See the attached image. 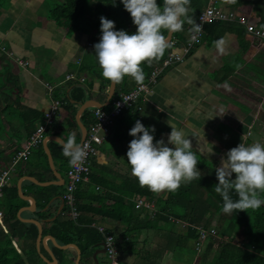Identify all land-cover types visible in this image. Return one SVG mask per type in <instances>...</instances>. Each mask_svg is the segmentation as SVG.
Segmentation results:
<instances>
[{"label": "crops", "instance_id": "0c3cea01", "mask_svg": "<svg viewBox=\"0 0 264 264\" xmlns=\"http://www.w3.org/2000/svg\"><path fill=\"white\" fill-rule=\"evenodd\" d=\"M16 1L13 0L12 9L15 8L20 12L14 13V10L10 9V13L12 15H17L18 17L23 6L21 4H16ZM253 1L261 5L263 3V0ZM43 2H45V0ZM209 4L210 0H190L188 5V16L196 22L199 13L203 11ZM214 4L224 10H234L239 14H243L247 16L253 25L258 28H264V18H262L260 13L254 9L251 0H214ZM37 6L38 5H36V7ZM28 12L31 13L30 18H32L34 14L36 15L40 12V10H35L36 13H33L32 11ZM43 13L46 16V12ZM8 17H10V14H2L0 17V25ZM45 20L47 22L53 23L51 25L52 28L60 35V39L55 45L56 50L52 51V53H54L53 57L55 59L58 57L62 58V67L60 68V72L56 63L53 68H50L49 65H45L43 63H37L34 65L33 56L31 54L34 51L33 47L34 45L38 47L40 43L45 40V38H42L39 42L35 43L34 37L31 35L29 36V39L23 40V33L21 38H14L13 34L10 35L9 38L13 46L12 50L16 51V56L27 60L30 63L29 66L25 68L19 67L7 59L9 63L14 65V68L8 67L6 65L8 63L2 61L5 64H1L0 73H3L4 68L9 70L7 71L8 76L10 75L9 78L13 83L16 82V85H19L20 89H22V96L24 97L22 102H29V104L33 105V107L37 109V111H39L42 115L47 112H51L50 108L54 100L53 94H49L48 89L44 85L45 83H50L53 87H55V91H66L68 94H71L72 84H77L76 86L81 85L86 88L89 93L93 92V94L100 95V98L104 99L98 100L92 97H86L83 101L84 103L88 100H94L103 104L106 103L111 83L109 85L107 80L103 78L100 73L95 71L100 70L98 64L95 61L93 48V45L99 41L97 38L100 39L99 33L95 30L90 31L88 34L77 32L69 38H64V31L63 33H60L54 22L48 19ZM193 30V25L185 22L182 26L179 37L174 38L173 34L172 40L175 42L178 40L179 47L181 44L186 42ZM92 32H96L98 36ZM5 37L7 36L0 35V38ZM220 39H223L224 41L222 46L223 51H220L215 44V42ZM26 43L28 44L25 45ZM90 43L91 46L89 45ZM57 53H59V55ZM68 74H75L77 76V80L70 82L65 81ZM82 77L85 79L83 83L80 82ZM123 80L124 78L121 80L123 85L117 83V89H119L118 91L122 89L123 91L125 89H132L138 84V82L131 77V85L128 83V81H126L124 86ZM142 82H144V79ZM224 82H227L230 87H223L222 85ZM112 101L113 100H111V102ZM139 105L142 107L141 111L134 110L131 113L129 112L116 122L111 133V135H113L111 140H108L111 135L107 139V141H109V145L106 146V141L104 146L100 148L99 155L93 160L91 164V167L93 166L91 170L94 174H102L101 171H105L106 168L111 173L115 172L117 174V167L119 166V169H122L124 166L123 162L119 161L118 159L120 158L121 153L124 151L123 149H125V152L128 149L129 142L132 139V137L128 135L131 128L130 124L135 123L133 119H130L129 114H133V116L137 115L138 120L145 122L146 126L151 125L155 127L156 131L154 134V142L157 137L159 139H167L168 134L171 131L169 124L175 126L178 129H183L186 135H190L188 137L190 141L197 142L201 138H203L204 141H207V139L204 138V134L216 135L218 136V141H220L221 138L220 134L215 132L216 130L213 131V133H209L205 128H202L203 120L207 121L208 123H206L209 126L215 124H223L222 126L224 127L230 126H225L226 123L221 122L222 119H225L230 123L238 122L243 126L245 120L252 119V111L255 109L254 111L258 112L257 120L261 119L264 121V45L255 42L253 38L236 23H220L219 25L213 27L211 26L209 29H207V35L205 37L204 43L198 49L187 55L183 62L177 63L166 69L164 74L159 79L157 85L153 87L151 95L148 96L144 101H141ZM110 106L112 105L110 104ZM62 107L59 109V114H57L58 117H56V115L54 119H57L58 122L63 124L67 123V119H69L70 123L68 124L70 126L68 132L60 135L50 136H58L63 140H66L69 134H73L75 136L76 142L80 143L82 140L83 129L76 121V114L79 109V105L75 106L76 108L74 107L76 125L71 123L72 120L70 119L68 111ZM242 110H248L250 112L246 113ZM210 112H216L218 115L207 120L208 115L206 113ZM247 123H250L251 125L254 124L252 123V120ZM82 124L85 126L83 122ZM246 125L249 124H245L244 127ZM64 127L67 129L68 125H65ZM86 128H88V126ZM232 132L233 130L230 132H227V130H221L223 135L226 133L228 136ZM195 135H199V137H197L199 140H196L197 138H193ZM0 140L2 139L0 138ZM0 142L2 143L1 146L3 148H11L14 147V144L15 146L18 144L16 140L12 143L11 138L7 134H4V139ZM25 142H27V139H22L19 142V146L21 148L24 147L26 144ZM51 142L55 141H50L48 146ZM36 152L38 153V149ZM37 153H35V155ZM109 156L115 159L113 164L107 163L106 159ZM38 159L39 154L36 156V159L34 158L33 163L37 166H33L32 164H23L19 170L14 171L10 182L14 183L15 180H17V189L18 183L21 182L22 195L26 196V199L22 198L18 191L20 198L25 202V204L20 208V210H22L21 218L28 222L32 220L38 222V225L31 222L28 224H33L37 227V238L40 232L39 229L42 230L44 245L41 244V247L47 254L52 252L58 260V264H61L65 251L61 250L56 245L64 246L65 244H62L60 241L62 236H55L52 234L51 228L56 220L61 218V222L64 221L65 216L62 213L67 210L65 202L62 209L61 201H53V199L58 195L62 196L64 199V195L59 193V189L62 186L40 187L34 183V180L41 183H49L51 181L63 183V181L56 180L51 167L50 170H47L42 165H39ZM54 165L60 174L61 172H64V177L66 180L67 171L62 168L60 163L54 161ZM128 172L129 171H126L125 173L131 174ZM20 173L23 174L19 176ZM10 182L8 181L9 185L12 184ZM84 186H87L88 188L89 185ZM119 186L121 187L120 183H116V185H111V188L105 187L104 189L105 191H109L110 195L117 196L116 194L119 190ZM101 187L96 185V190H101ZM31 198L35 199V203H33ZM125 199L127 201L134 202L136 204V209L147 210L144 207H139V201H143V197L134 194L131 198L125 197ZM111 202L113 205L114 202L112 200H108V203ZM82 203H85V201L83 200ZM28 207H31V209L28 210ZM45 213H48L47 216ZM0 216L2 217L1 212ZM92 217L94 216L92 215ZM95 218H97V222H99L101 226L105 227L106 229H114V227L117 225L114 222L104 221L98 216ZM119 228L123 229V227L119 225H117V227L114 229L115 238L116 235L121 237V233L123 231ZM51 236L55 238L57 244H53L52 241H49ZM71 244L79 246V244L75 242ZM96 245L88 248L86 251L82 250V261L88 260L90 264H94L92 261L93 254L98 253V262L99 264H102L101 257H106V253L104 254L103 252H99L102 250V247H98ZM76 251L77 250L74 248L66 250V252H70L69 255L72 256L74 261L78 257V252Z\"/></svg>", "mask_w": 264, "mask_h": 264}, {"label": "trees", "instance_id": "16d2710c", "mask_svg": "<svg viewBox=\"0 0 264 264\" xmlns=\"http://www.w3.org/2000/svg\"><path fill=\"white\" fill-rule=\"evenodd\" d=\"M251 1L254 9L264 18V0L262 5L253 0ZM12 5L13 0H8L7 5L4 4V0H0V17L3 10L9 9ZM48 5L46 10L48 20L54 22L58 29L66 31L67 37H71L77 32L88 34L93 30L97 31L101 36V16L114 21L116 30L123 29L128 33L136 31V26L132 23L130 14L124 9L120 0H115L114 3L113 0H95V2H92V0H55L53 5L48 1ZM197 20L198 18L196 23ZM220 23L222 22L216 21L206 25V34L209 27ZM162 32L167 38V30H162ZM180 33L181 30L176 31L174 38L179 37ZM97 39L99 40V38ZM177 43L179 45L178 40ZM1 47L0 45L1 54L8 55L7 53H10V49L6 45L4 46L6 47L4 52H2L3 49ZM171 50L169 45L163 55L152 59L153 62L151 60V62H143L141 64L143 73H145L144 81H146L154 67L163 62ZM194 50L196 49L192 51ZM5 59V62H7L8 57ZM7 71L9 70L4 68L3 73H0V135L7 134L11 138L12 143L16 140L18 144L17 146L14 144V147L11 148H3L0 142V177L3 174L2 172H10L9 177H7V181L9 180L10 182L13 172L19 170L23 164L37 166L33 164V157L37 153V149L38 153L35 156L39 154V165H42L47 170H50V166L43 145H40L37 149H32L26 160H20L16 164L13 163L17 154L25 148L19 146L21 139L18 135L23 134V139L30 140L32 134L36 131L37 124L43 122L45 114L42 115L39 111L24 106L22 89H20L19 85H16V82H12ZM123 81L125 86V77ZM107 82L110 85L111 82L108 80ZM117 83L123 85L122 81ZM76 85L72 84L71 94L66 91H55L53 94L54 99L62 101V108L68 111L72 120L71 123L75 125V106L84 103L83 101L85 100L84 87ZM132 89H125L124 91L123 89L120 91L117 89L116 95L119 96L121 91L129 92ZM129 116L134 121L138 120L137 115L129 114ZM12 119L20 123L19 130H17V124H11ZM82 122L86 127L94 122L92 111L86 110L83 113ZM68 123H70L69 119H67L65 124L58 122L56 119L49 125L45 134H64L68 132L70 126ZM142 123L146 126L145 122ZM65 125H68L67 129L64 127ZM130 125V127H133L134 123ZM49 148L54 161L60 163L62 168L68 171L71 166L68 164V158L62 154V146L51 142ZM197 164L200 165L199 168L202 170L206 168L200 161H197ZM205 172L206 175L199 174V178L180 184V187L175 191H167L166 197L157 196L155 192L150 191L147 187H141L134 176H129L127 178L128 184L119 186L117 196H112L109 191L101 192V190H96V185L111 188L110 186L113 183L110 178L117 174L115 172L111 173L107 168L105 171H101L102 174H94L92 172L90 183L81 184L80 189L76 193L77 208L82 215L76 221L69 220L66 217H64L63 222H61V218L56 220L51 228L52 234L62 236L60 241L65 245L74 243L76 240L82 250L86 251L104 240L98 230L92 227L93 223L97 222L95 217L98 216L104 221L114 222L123 227V229L120 228L123 231L121 237L116 235L118 250H122L124 246L120 240L122 237L128 240V238L134 237L142 231L156 229L167 231L168 242L169 240L172 241L171 235H176L173 246L174 257L182 262L186 260V256H190L192 259H197V264H264V203L257 209L233 210L230 214L231 217L221 219L223 201L221 196L214 190L217 183L215 181V171L205 170ZM128 173H131V170ZM22 174L20 173L19 176ZM84 185L89 186L87 188ZM92 185H95L93 191L90 190ZM182 185H186V187L181 188ZM134 194L154 202L157 212L151 215L148 210L136 209L134 202L125 199V197L131 198ZM229 194L234 200L237 198L234 190H230ZM259 195L264 200V192L259 193ZM21 200L18 194L17 180L0 188V212L2 213L3 224L7 229V232H5L0 224V264H16L17 259H21L27 249L31 250L35 256L42 258L36 250L37 227L33 224L24 223L17 217L20 208L25 204ZM83 200L85 203H82ZM106 200L114 202L112 207L105 203ZM45 214L47 216L48 213ZM216 216L219 217L218 221L220 223L218 228L219 238H229L225 242H219L220 251L217 257H215L214 246L217 243L216 239L218 236L216 237V229L211 227ZM173 218L175 221H172ZM177 224H183L181 231L176 229L175 226ZM114 229L109 228L108 233L114 236ZM15 242L21 245V252L14 247L13 244ZM200 244L204 245L202 253L198 251L197 247ZM41 252L50 259L44 249Z\"/></svg>", "mask_w": 264, "mask_h": 264}, {"label": "clouds", "instance_id": "9594fccd", "mask_svg": "<svg viewBox=\"0 0 264 264\" xmlns=\"http://www.w3.org/2000/svg\"><path fill=\"white\" fill-rule=\"evenodd\" d=\"M92 2H95V0H92ZM114 2L115 0H113V3ZM189 2L190 0H163L161 4L158 3V0H120L124 9L130 14L132 23L136 26V31L134 33H128L123 29L116 30L114 21L104 16L100 17L101 36L99 41L93 45V48L95 61L100 68L101 76L113 84L120 82L125 76H130L137 82L146 83L149 75L146 81L142 82L144 73L141 64L143 62H151L152 59L163 55L165 49L170 45L171 41H173L171 40L169 43L162 30H167L169 33L180 31L185 22L193 25L195 31L200 30L201 25L197 24L188 16ZM206 35L205 33L204 40ZM215 44L220 51H223V39L216 41ZM1 46V49H3L2 52H4L6 47H4L5 45ZM170 47L172 48L171 51L175 50L171 45ZM179 47L177 46V49ZM15 52L16 51L10 49V53H7L8 55L3 54L2 56L5 58L8 57V60H11L13 64L22 67L16 64L15 59L21 58L17 57ZM10 54L13 56H9ZM21 60L27 61L24 59ZM163 62L160 65H156L154 69L160 67ZM29 64L28 62L27 66H29ZM169 67L164 69L161 76ZM67 76L65 81L70 82L77 80L76 75V79L73 80H67ZM44 85L48 89L50 95L54 94L55 87L50 83H45ZM222 86L225 88L230 87L227 82H224ZM55 101H59L61 104L57 110L53 112L52 106ZM61 107L62 101L54 99L50 108L51 112L45 113L43 122L40 124L38 123L36 126L37 129L42 126L45 130L42 133L41 142L38 143L37 146L32 147V149L39 148L40 145H43L45 138L50 136L45 133L49 125L55 120L54 118L56 114L59 113ZM108 107H110V105L104 108ZM117 107H119V105H117ZM94 109L95 108H92V114ZM50 113H52V117L51 121L48 122L47 115ZM206 114L208 115L207 120L218 115L215 112ZM169 125L171 131L168 134L167 142H165L163 138L157 139L154 142L155 127L151 125L145 126L140 120L135 121L134 126L130 128L128 133L132 139L126 151V158L131 169V174L136 178L141 187H147L153 192L175 191L180 186L181 182H191L193 179L199 178L200 174V170L197 168L196 154L192 151L191 141L188 138L190 135H186L183 129H178L171 124ZM30 141L31 138L25 142V146ZM60 143L62 146V154L68 158V164L70 166L75 167L83 162L86 156L85 150L88 147L87 144L77 143L73 134H69L66 140H60ZM104 144L101 147H103ZM169 145H172V147ZM215 176L218 182L215 184L214 190L222 198L223 203L221 211L223 213L230 215L233 210L259 207L264 203V200H262L259 195V193L264 192V144L256 142L246 145L241 142L237 146L229 149L226 153V157L221 159L220 166L215 168ZM66 182L67 175L65 185H67ZM230 190L235 191L237 197L235 200L230 196ZM143 201L144 204H148L149 206L143 205L142 207L150 212L149 203L152 201L148 199H144ZM2 218L3 217L0 219L1 224ZM2 226L5 232H7L5 226ZM102 242H104V240ZM200 245L204 246L203 244ZM16 249L20 252L17 245Z\"/></svg>", "mask_w": 264, "mask_h": 264}, {"label": "rangeland", "instance_id": "374dc122", "mask_svg": "<svg viewBox=\"0 0 264 264\" xmlns=\"http://www.w3.org/2000/svg\"><path fill=\"white\" fill-rule=\"evenodd\" d=\"M43 1L42 0H24V1L17 0L15 3L21 4L23 6V8L21 9V13L19 14L18 17H17V15H12L10 13V9H12L11 6L9 7V9L3 10L2 14L3 15L5 13L10 14V17L5 19L4 22L0 25V35L7 36L5 38H0V45H6L9 49H12L13 46H12L11 40L9 38V36L12 34L14 35V38L15 37L21 38V36L24 33L23 40L29 39V36L31 35L34 37L35 43L39 42L42 38H45V40L42 41L38 47L36 45H34V47H33L34 51L31 54L33 56L34 65H36L37 63H43L45 65H49L50 68H53L55 66V63H56L57 68L60 72V68L62 67V58L58 57L57 59H55L53 57L54 53H52V51L56 50L55 45L59 41L60 35H59V33H56L54 31V29L52 28L51 25L53 23L47 22L45 20L48 18L43 13V12H46V10L49 6L48 1H49V3L51 2V5H53V2L55 0H51V1L45 0V2H43ZM57 1H59V0H57ZM158 1H159L158 3H161V4L163 3V0H158ZM11 3H12V1H11ZM4 4L7 5L8 0H4ZM36 5H38L37 6L38 8L36 7ZM51 5H50V7H51ZM36 8L38 10H40V12L37 13L36 15L34 14V16L32 18H30L31 13H29L28 11H32L33 13H36L35 12V10H37ZM12 10H14V13L20 12L15 8H13ZM59 31H60V33H63L64 30L59 29ZM66 33L67 32L65 31V35H66ZM92 33H94V34H96V36H98L96 32H92ZM65 35H64V38L67 37V35L66 36ZM67 38H69V37H67ZM71 40H73V39H71ZM27 44L28 43H26L25 45H27ZM57 54L59 55V53H57ZM2 55L3 54L0 53V66L2 63H4L2 61H5V58H2L3 57ZM7 63L8 64H6V65L8 67L14 68L13 64H11L9 62H7ZM16 64H18L17 61H16ZM95 71L97 73H100V70H95ZM125 77H126L125 81H128V83L131 85V83H130L131 77L130 76H125ZM83 91L85 93V98L86 97H92V98H95L98 100H104L103 98H100V95H95V94H93V92L89 93L86 88H83ZM23 103H24L25 107L30 108V109H35L33 107V105L29 104V102H23ZM35 110H37V109H35ZM88 110L92 111V109H88ZM254 110L252 111V119H251L252 123H254V124L251 125L250 123H247V122L251 121L250 119H247L244 121V125L245 124H249V125H246L245 127H244V125L242 126L238 122L230 123L225 119H222L221 122H225L226 123V125L224 124L225 126L230 125L226 128H224L222 126L223 124H218V125L215 124V125L209 126L207 124L208 122L203 120L202 128H205L207 130V132H209V133H213V131L216 130L215 132L219 133L221 138H220V141H218L217 140L218 136L212 135V134H207V135L204 134V138L207 139V141H204L203 138H201L200 140L197 138V137H199V135L193 136V138H197L196 140H199V141H197V142L191 141L192 151H194V153L196 154L197 161L202 162L206 167L204 170H202L201 168H199L200 165L197 164V168L200 170V174L206 175L205 170L215 171V168L220 166L221 159L226 157L227 151L229 149L237 146L241 142L245 143L246 145L256 143V142L264 144V136H262V135H264V121H262L261 119L257 120L258 112L254 111ZM242 111L246 112V113L250 112L248 110H242ZM204 123H205V125H204ZM11 124L12 125L17 124V126H18L17 130H19L20 123L17 120L12 119ZM230 128L233 130V132L231 134H229V136L226 133H224L225 136L221 133V130L232 131ZM112 136L113 135H111L109 137V139H108L109 141L111 140ZM18 137L21 140L24 138L23 134L18 135ZM0 138L3 140L4 134H1ZM222 138H224L225 140ZM157 139H159V138L157 137L156 140ZM2 140H0V141H2ZM109 141H107L106 146L109 145ZM165 141L167 142V139H165ZM126 144H127V142H126ZM169 146L172 147V145H169ZM123 150L124 151L121 153V156L118 160L123 162L124 166L122 167V169H124V170L119 169V166L117 167V170H118L117 175H114L115 178L114 177L110 178L113 185H116V183H120V185H127L128 184L127 178L129 176H132V174L129 175V174L125 173L126 171H130L131 169L127 163V158H125L126 157L125 149H123ZM34 158L36 159V156L33 157V160H34ZM124 158H125V160L123 161ZM106 161L108 164H113V161H115V159L113 157L109 156L106 159ZM114 167L116 168L115 165H114ZM233 177H234V174H233ZM215 181L218 182L217 179ZM184 183L185 182H181V184H184ZM183 187H186V185H182L181 188H183ZM94 188H95V185H92L91 190L93 191ZM59 191H60L59 193H62L63 195H65L66 185L60 187ZM104 191H105V189H104V187H102L101 192H104ZM155 193L157 196H164V197L167 196V194H166L167 191H161V192H155ZM105 203L107 205L109 204L108 205L109 207H112V202L108 203V200H107ZM149 204H150L149 209L151 210L150 214L153 215L155 212H157V208L155 206V203L151 202ZM221 217H222L221 219H223V218H227V217H231V216L223 213ZM218 218H219L218 216L215 217L213 224L211 226V227L216 229V231H217L216 236H218L216 239L217 243L214 246L215 257H217V255L220 251L219 242L220 241L225 242L226 239H229L227 237L226 238H219L218 228L220 226V223L218 221ZM172 221H175V219L173 218ZM0 224H1V222H0ZM95 224L101 225L99 222H96ZM1 225H4L3 219H2ZM182 225L183 224H177V226H175V227H176V229L181 231L183 228ZM171 227H172V225H171ZM123 234H125V233H123ZM171 236H172V241L169 240V242H168L167 231L152 229V230H145V231H142L140 233H137V235L134 237L129 236L130 238H128V240L124 239L125 237H122L120 240L124 244V246H123L122 250L119 249V253H118L120 263L121 264H197L198 263L197 259L196 258L192 259V258H190V256H186L185 257L186 260H184L183 262L175 259L173 246H174V241L176 239V235H171ZM38 237H39V235H38ZM37 243H38V238L36 239V250L39 254ZM75 243H78V241L75 240ZM13 245H14V247H16V245H17V247L19 248V250L21 252L22 247L20 244L14 243ZM84 245H86V244H84ZM197 247H198V251L200 253H202L204 246L198 245ZM40 253L43 255L42 252H40ZM69 254H70V252L65 251V253L63 255V261L61 264H77L76 263L77 259H75V261H74L72 259V256ZM48 255L50 257V254H48ZM40 259H42V260H40ZM101 261H102V264H107L108 259H107V257H101ZM16 264H50V263L48 261H46L45 257L39 258L38 256H35V254L31 250L27 249L25 254L23 255V257H21V259L20 258L17 259ZM80 264H84V262L82 261Z\"/></svg>", "mask_w": 264, "mask_h": 264}, {"label": "built area", "instance_id": "2783aa9c", "mask_svg": "<svg viewBox=\"0 0 264 264\" xmlns=\"http://www.w3.org/2000/svg\"><path fill=\"white\" fill-rule=\"evenodd\" d=\"M236 22L237 25L241 26L255 42L264 45V28H258L244 16L237 14L234 11H224L214 4V0H210V4L200 13L197 24L201 25L199 31H193L188 41L177 49V42L171 41L170 45L175 48L171 51L166 60L160 67L153 69L149 75L146 83L138 84L134 89L129 92H122L119 96H115L113 99L112 106L110 108H95L93 110L94 122L87 128L85 140L82 144H87L86 156L83 162L75 167H70L67 171V182H66V194L64 195L65 205L67 210L62 213L66 218L76 221L80 217V212L77 208L76 192L81 184L90 183L91 177V164L92 160L99 155L100 147L107 141L111 135L116 122L124 115L128 114L132 110L141 111L142 107L139 105L141 101H144L148 96L151 95L153 87L157 84L159 77L163 73L164 69L176 64L181 63L185 60L186 56L191 53L193 49H198L202 44L205 36L206 25L214 22ZM91 46V43L89 44ZM9 56H13L10 54ZM18 64L22 67L27 66V61L21 59H15ZM76 79L75 74L67 76V80ZM80 81L83 83L84 78ZM59 101H55L52 106L53 112L60 106ZM119 105V107H117ZM52 112V113H53ZM52 113L48 114V122L51 121ZM44 127H39L37 131L31 137V141L20 151L14 158L13 163L16 164L20 160H26L30 154L32 147L37 146L42 140V133ZM10 173V172H9ZM8 172H3L0 177V188L7 183ZM139 207L144 204V201H139ZM92 227H95L98 232L103 236L106 257L108 259L107 264H121L118 257V243L116 238L108 233V230L101 226L93 223Z\"/></svg>", "mask_w": 264, "mask_h": 264}, {"label": "water", "instance_id": "95a60500", "mask_svg": "<svg viewBox=\"0 0 264 264\" xmlns=\"http://www.w3.org/2000/svg\"><path fill=\"white\" fill-rule=\"evenodd\" d=\"M173 34H174V32H171V33H169L168 32V35H167V41L170 43V41L172 40V38H173ZM116 89H117V83H115V84H113L112 82H111V85H110V88H109V91H108V99H107V102L106 103H99V102H96V101H94V100H88V101H86L85 103H83V104H81V105H79L80 107H79V109H78V111H77V114H76V121H77V123H78V125L83 129V135H82V140H81V144H82V142L85 140V137H86V133H87V128L82 124V122H81V116L83 115V113L86 111V110H88V109H92V108H104V107H107V106H109L110 105V103H111V100L114 98V96L116 95ZM60 140H63L61 137H56V136H48V137H46L45 138V140H44V142H43V148H44V150H45V153H46V155H47V157H48V160H49V164H50V167H51V169H52V171H53V173H54V177L56 178V180H61V181H63V183H59V182H57V181H51V182H49V183H41V182H38V181H36V180H34V183H36L38 186H40V187H48V186H63L64 185V183H65V179L62 177V175L58 172V170L56 169V167H55V165H54V160H53V156H52V153H51V150H50V148H49V146H48V143L50 142V141H55V142H57V143H59L60 145H61V143H60ZM18 191H19V194L21 195V197L22 198H24V199H26V196H23L22 194V183L21 182H19L18 183ZM31 200L33 201V203H35V199H33V198H31ZM57 200H59V201H61V203H62V209H63V207H64V199H63V197L62 196H60V195H58L57 197H55L54 199H53V201H57ZM28 210H30L31 209V207H28L27 208ZM61 209V210H62ZM21 212H22V210H20L19 211V213H18V218H19V220H21L22 222H25V223H35V224H37L38 222H36V221H34V220H32V221H30V222H28V221H24L25 219H23V218H21ZM38 225V224H37ZM39 228H40V226H39ZM39 237H38V243H37V247H38V251L40 252L41 251V244H43L44 245V241H43V238H42V230H40L39 229ZM49 241H52V243L53 244H57V242H56V240H55V238L54 237H50V239H49ZM58 248H60L61 250H64V251H66V250H68V249H70V248H74V249H76L77 250V252H78V257H77V261H76V263L77 264H80V262L82 261V253H83V251H82V249L79 247V246H77V245H75V244H68V245H64V246H58V245H56ZM96 246H100V247H102V250H100L99 252H103L104 254L106 253V247H105V242H101V243H98ZM49 248V247H48ZM47 248V249H48ZM49 250H50V248H49ZM50 254V257H51V260H49L48 258H46L44 255H42L41 257H45V259H46V261H48L50 264H54V263H56V264H58V260L56 259V257L54 256V254L52 253V252H50L49 253ZM93 262H94V264H99V262H98V253H94L93 254ZM84 262V264H90L89 262H88V260H84L83 261Z\"/></svg>", "mask_w": 264, "mask_h": 264}, {"label": "flooded vegetation", "instance_id": "af4514ba", "mask_svg": "<svg viewBox=\"0 0 264 264\" xmlns=\"http://www.w3.org/2000/svg\"><path fill=\"white\" fill-rule=\"evenodd\" d=\"M61 175L64 177V172L63 173L61 172ZM64 179H65V177H64Z\"/></svg>", "mask_w": 264, "mask_h": 264}, {"label": "bare ground", "instance_id": "6f19581e", "mask_svg": "<svg viewBox=\"0 0 264 264\" xmlns=\"http://www.w3.org/2000/svg\"><path fill=\"white\" fill-rule=\"evenodd\" d=\"M0 219H1V217H0Z\"/></svg>", "mask_w": 264, "mask_h": 264}]
</instances>
